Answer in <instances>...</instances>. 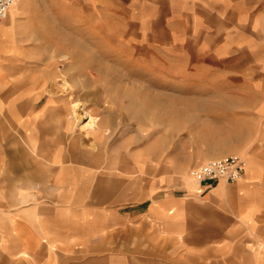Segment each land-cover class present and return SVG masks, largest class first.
Here are the masks:
<instances>
[{
	"label": "rangeland",
	"instance_id": "1",
	"mask_svg": "<svg viewBox=\"0 0 264 264\" xmlns=\"http://www.w3.org/2000/svg\"><path fill=\"white\" fill-rule=\"evenodd\" d=\"M231 1L227 0L226 7L237 5L240 20L264 22V0ZM138 4L136 0H20L19 5L10 7L7 14L15 20L0 28V39L14 42L11 54L25 58L28 70L45 68L50 59L56 61L50 64L44 99L56 95L65 103L62 117L68 125L72 126L70 94L64 93L63 74L56 70L63 68L73 82L75 64L87 66L94 75L82 77L97 91L81 95V114L72 126L81 144L90 150L81 151V159L75 162L82 178L76 193L51 200L22 199L17 193L8 199L0 197V213L9 217L12 210L43 202L52 205V220L58 219L60 204H67L69 212H74L71 208L76 205L92 202L98 213L103 206L109 207L108 213H131L124 226L89 229L90 239L85 244L74 242L75 236L66 248L57 246L51 260L46 250L31 252L34 264H45V260L51 264H104L109 257L116 264H251L247 251H238L236 258L232 251L218 250L216 239L210 242L208 236H202L201 226L209 221L198 209L193 238L187 228L186 202L174 222L180 225L173 228L136 217L140 201L150 203L168 193L195 195L198 200L208 195L188 190L185 174L211 158L238 154V83L247 77L240 66L238 69L236 16L233 22H204L205 26L203 22H140L134 13L145 8L146 2ZM44 24L62 26H51L48 41L33 31ZM59 28L65 30L61 35ZM75 38L80 42L73 41ZM67 51L76 55L74 60L69 61ZM78 90V94L83 92ZM84 111L95 116L93 124H84L89 120ZM93 140L99 141L102 149H91ZM55 173L50 171L45 184L38 181L35 185L53 187ZM100 183L107 190L105 195L93 192ZM19 188L29 191L34 186L21 177L0 191L15 193ZM78 212L81 214V209ZM63 217L72 234L81 230L75 214ZM245 241L244 235L242 243ZM0 264L28 263L18 257L7 260L3 255Z\"/></svg>",
	"mask_w": 264,
	"mask_h": 264
},
{
	"label": "crops",
	"instance_id": "2",
	"mask_svg": "<svg viewBox=\"0 0 264 264\" xmlns=\"http://www.w3.org/2000/svg\"><path fill=\"white\" fill-rule=\"evenodd\" d=\"M19 1L16 0L15 4L19 5ZM136 1L139 4L142 2ZM144 1L145 8H138L134 13L140 22H194L196 25L203 22L205 26L204 22H233V17H237L238 69L240 66L241 73L245 71L247 75L244 82L238 83V154L245 157L247 165L243 177L236 181L219 179L203 184L194 180L188 172L185 174V187L192 192H206L208 195L203 200H198L195 195L168 193L150 203L146 200L137 202L140 209L136 217L151 218L163 223L167 229L170 226L173 228L175 224L180 225L174 222L186 202L187 228L192 237L195 235L194 213L198 209L209 221L201 226L202 236H208L210 242L216 239L218 250L232 251L236 258L238 251L245 250L251 256V264H264V32L260 29L264 22L240 20L238 6L227 8V0ZM14 20L13 16L11 18L7 14L0 28H5L2 27L5 23ZM51 26L62 25L44 24L35 26L33 31L50 41ZM7 60L1 61L2 72H7L6 79L3 78L8 83L0 87V187L8 186L22 177L33 184L34 189L26 191L19 188L15 193L2 190L0 197L8 199L16 193L22 199L51 200L73 196L82 179L76 172L80 169L79 164L75 162L81 159V151L84 154V151L90 150L81 144L76 128L67 124L60 109L49 102V97L44 99L45 84L29 82L32 87L28 89L26 86L29 83L12 86V80L17 77L13 68L17 69L18 66L14 60ZM169 108L171 118L173 108ZM90 148L102 149L100 142L95 140L90 143ZM107 166L111 168L113 161L108 162ZM50 171H56L53 187L36 186L38 181L42 184L48 181ZM93 192L105 195L107 190L100 183ZM89 203L72 207L74 212L68 211L67 204H60L56 212L57 220L50 218L52 205L46 202L12 210L9 217L0 213V261L5 255L7 260L18 257L28 264H34L35 255L32 253L39 250L48 251V259L51 260V252L57 246L66 248L65 245L72 243L73 237L76 236L74 242L85 244L90 239L89 229L96 226L104 230L115 224L124 226L132 217L126 211L108 213L110 210L106 206L100 207L101 213H98L95 210L97 206ZM79 209L81 214L77 213ZM69 213L80 218L81 230L77 229L75 234L71 229H66L67 218L63 216ZM244 235L246 241L242 243ZM50 260H45V264H51ZM116 263L111 257L104 262Z\"/></svg>",
	"mask_w": 264,
	"mask_h": 264
},
{
	"label": "bare ground",
	"instance_id": "3",
	"mask_svg": "<svg viewBox=\"0 0 264 264\" xmlns=\"http://www.w3.org/2000/svg\"><path fill=\"white\" fill-rule=\"evenodd\" d=\"M58 30H57V32H59L60 35L64 33V31L61 28H59ZM79 31H83V29H80ZM73 41H79V40L76 39V40H73ZM12 46H14V42L12 40H10V39H4V38L0 39V87H3V86H5L8 83V81L5 80L6 79L7 72H4V73L2 72V64L1 63L5 59H10V58L12 60H14L15 62H17L16 64L18 66L17 69H16V67L13 68V72L15 71L14 72L15 74L19 72L18 75H16L17 77H15L12 80V83L11 84H12L13 87H18L20 85H24V84H27L29 82H33V81H36V80H39L41 82V85H44V84L47 85V83H49V81H50V73H51V71H50V69H51L50 64L51 63H55L56 61L50 59V62L48 61V63H46V65L44 66L45 68L28 70V63L25 62V60H26L25 58L22 59V58H20V56H17V58H16L14 55L11 54V50L13 49ZM21 49H22V46L20 45L19 46V51H18L19 53H21V51H22ZM67 52L69 53V54L67 53V55H68L67 57L69 58V61L71 59L74 60V58L76 57V55L75 54H70L69 51H67ZM2 54H4L5 56H3ZM74 68H75V81H73V82H70L68 80V78H69L70 75H68L66 72L63 73L64 72L63 68L62 69H59V70H56V73L63 74L62 83L61 84H63L62 87H63L64 93H66V95L67 94H70L69 107H70V114L71 115L70 116L68 115V116L70 118L69 119L70 120V123H72L73 126H75V120L78 119L80 117V114H81L79 112V110H78L79 109V106H80L79 105V102H80L81 95H83V93L88 94L91 91H97L96 90L97 88L94 89L93 86H90L89 84L86 83L87 78L82 77V75H84V74L94 75V71L93 70H87L88 69L87 66L84 67V66L79 65L77 63L75 64V67ZM13 72H11V73H13ZM8 74H9V72H8ZM39 76H42V77H39ZM88 78H89V76H88ZM78 88L81 89V90H83V92L81 94H78L79 92L76 93V91H79ZM60 92L62 93V91H60ZM49 102H51L52 105L53 104L56 105L57 108L60 109V114H62L63 107L65 106V103L64 102H61V100L59 99V97H57L56 95H50L49 96ZM52 105H51V107H52ZM84 112L89 117V120L87 122H85L84 124L85 125H87V124H93L94 120H96L95 119V116H93L92 113H89V112H86V111H84ZM93 146H94V144H93ZM191 177L194 180H196L192 175H191Z\"/></svg>",
	"mask_w": 264,
	"mask_h": 264
},
{
	"label": "built area",
	"instance_id": "4",
	"mask_svg": "<svg viewBox=\"0 0 264 264\" xmlns=\"http://www.w3.org/2000/svg\"><path fill=\"white\" fill-rule=\"evenodd\" d=\"M15 1L0 0V20L6 16L10 6ZM246 165L247 161L243 155L227 154L211 158L198 166H194L190 174L203 184L219 179L236 181L243 177Z\"/></svg>",
	"mask_w": 264,
	"mask_h": 264
}]
</instances>
